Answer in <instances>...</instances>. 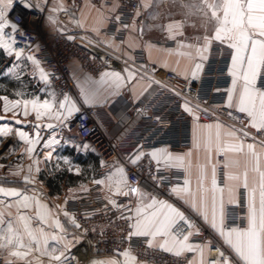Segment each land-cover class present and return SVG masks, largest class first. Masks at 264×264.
Listing matches in <instances>:
<instances>
[{"label": "crops", "instance_id": "crops-1", "mask_svg": "<svg viewBox=\"0 0 264 264\" xmlns=\"http://www.w3.org/2000/svg\"><path fill=\"white\" fill-rule=\"evenodd\" d=\"M15 2L39 8L45 6L43 28L48 33L72 29L90 31L96 36L94 43L97 46L111 49L116 54L120 53L123 59L122 70L106 68L99 74L90 73L84 70L78 61L71 60L69 67L73 89L67 94L69 100L65 102V95H58L48 82L47 67L43 63L22 52L17 57L12 48L3 44L6 34H11L12 29L5 28L0 33V88H8L10 92L12 87L17 89L13 94L0 90V117H3V120H0V129L5 130L0 132V188L20 193L16 197H4L0 194V213H3L0 235L6 233L7 225L11 222L14 231L21 235V242L30 245V251L28 248H0V261L60 264L50 260V255H60L64 252L65 256L69 257L74 241L80 238L81 231L79 218L65 206L66 199L77 196L93 184H100L103 196L109 201L117 202L125 196L121 193L127 191L128 182L124 170L120 171L123 169L125 157L118 155L111 160H104L87 140L67 131L63 127L66 120L61 122L55 118L61 116L62 112L66 115V109L60 110L59 103L65 102L69 106L74 104L78 109L88 105L94 106L96 122L107 137L114 139L120 133L119 124L113 115L120 97L137 102L150 91L153 84L164 87L165 83L161 79L163 71L172 70L178 73L186 79V87L190 90L203 67L216 66L218 71H224L226 75L225 88L228 98V90L232 88L233 80L229 69L232 67L231 55L234 49L227 46L228 41L221 43L211 39L210 44L205 41V36H214L217 25L214 20H208L204 13L189 7L202 4L203 0H140V10L145 20L141 24L132 21L123 39L116 35L125 27L117 19L116 2L98 6L86 0L78 9L71 7L65 0H13V3ZM208 2L211 3L212 0ZM0 6L4 7L5 19L10 23L11 6L6 5V0L5 4ZM208 14L210 16V10ZM111 21L116 23L114 30H108ZM138 52L144 56L142 63L137 60ZM146 64L151 65L150 71L145 69ZM197 64L202 66L199 71L196 69ZM9 68L10 73L7 72ZM41 69L46 74L44 80L40 79ZM194 71L197 72L195 79L192 76ZM113 73H120L118 88L114 83ZM257 86H260V81ZM18 89L22 91L18 92ZM241 90L242 81L238 80L236 91L233 93V108H236ZM93 93L97 95V99L90 100L89 97ZM182 96L183 110L185 111V102L191 109V112L185 111L192 119L190 145L183 149L157 146L140 151L147 154L153 149H165L171 154L172 163L166 162L161 156L158 166L175 169L183 174V181L173 187L179 195L172 191V199L155 198L172 204L186 216V211H190L213 231L212 239L208 242L195 241L193 234L189 237L187 243L194 246V250L181 253L190 254L188 264H206L211 242L220 243L230 254V259L239 264L235 255L224 245L223 238L210 227L212 210L215 207L219 223L220 209L223 208L224 225L228 228L244 230L249 227L253 191L257 211L260 208L264 140H247L242 136L239 127L226 120L199 119L200 103L191 100L187 95ZM4 97L7 99H3ZM45 99L52 105L50 113L41 107ZM24 100L37 101V109L33 110L32 104L29 103L25 115ZM13 101H20V106H14ZM5 104L9 108L7 112L4 111ZM37 111L40 112V119L36 118ZM16 121L20 123H15ZM244 122L248 123L246 116ZM48 124L54 125V128H46ZM34 125L41 126L38 129L39 137ZM244 129L252 131L255 128L248 126ZM19 131L25 132L28 139L21 138ZM34 139H39V143L30 145L29 141ZM46 141H51L47 147L44 146ZM249 144L254 145L252 151L248 149ZM28 147H32L34 151L29 153ZM221 155L223 159H220ZM133 157L134 155L131 158ZM176 157L182 158L183 162H176ZM220 166L223 167L222 180L219 178ZM25 177L30 178L28 182H25ZM213 179L216 181L215 185ZM245 182L247 188L244 187ZM138 189L139 192L134 194L132 200L133 225L136 220V207L151 202L150 199H142L140 193L153 196L145 187ZM24 197L29 198L27 207L23 206ZM193 198L198 204L203 198L209 223H205L201 215L190 207ZM21 216L26 219L21 220ZM73 220L80 225L79 228L75 227ZM185 229V234L187 231L194 232L193 229H187V226ZM29 231L35 237L34 240L30 238ZM54 236L56 239H53ZM146 239L148 244L151 241L153 247L161 248V245L165 244L169 248L172 247L170 236H148ZM17 250L27 251L28 254L22 259L11 255V252ZM43 252L48 255H42ZM171 252L174 253L175 249ZM124 253L119 256L91 255L83 262L71 263H64L65 259L62 257V261L63 264H92L93 261L105 264L113 261L117 264H144L138 262L130 252L127 256Z\"/></svg>", "mask_w": 264, "mask_h": 264}, {"label": "built area", "instance_id": "built-area-1", "mask_svg": "<svg viewBox=\"0 0 264 264\" xmlns=\"http://www.w3.org/2000/svg\"><path fill=\"white\" fill-rule=\"evenodd\" d=\"M65 1L78 9L86 0ZM90 1L98 6L117 3V19L127 26L116 33L120 39L124 38L132 21L141 24L145 20L140 10V0ZM45 14V6L39 8L15 2L9 12V21L17 26V31H12L14 44L22 48L23 54L34 56L47 67L48 82L58 95H67L73 89L69 67L71 60L78 61L84 70L93 74H99L106 68L122 70V55L97 46L94 43L96 36L92 32L84 29L54 33L45 31ZM115 26V21H111L108 30H114ZM137 60L144 62L141 52L137 53ZM145 69L150 71L151 65L146 64ZM161 79L165 83L164 87L153 84L150 91L137 102L120 97L113 112L120 133L114 139L107 137L98 125L96 108L91 105L81 107L63 123L67 131L87 140L104 160H111L118 155L125 157L123 170L129 192V195L118 199L115 206L103 196L100 184H93L77 196L66 199L65 206L79 218L81 231L80 238L74 241L71 255L64 263L83 262L91 255L119 256L130 252L138 262L144 264H188L190 254L177 256L161 248L149 247L146 237H129L134 222V194L130 187H145L156 198L172 199V189L183 181V174L175 169L160 168L148 155H144L136 165H132L129 159L152 147L183 149L190 145L192 119L183 110L182 95L200 103L198 117L203 121L222 119L242 129L240 121L245 116L236 108L226 106L227 79L224 71H218L216 66L203 67L190 90L186 87V79L172 70L163 71ZM229 112L232 116L228 115ZM247 132L248 135L244 136L241 131L247 140H264V135L256 129ZM220 159H223L222 155ZM218 169L222 180L223 167ZM186 214L199 228V234L193 228L194 240L200 243L211 241L213 231L190 211H186ZM217 247L230 255L220 243L211 242L206 264L217 258ZM0 264L20 263L0 261Z\"/></svg>", "mask_w": 264, "mask_h": 264}, {"label": "snow or ice", "instance_id": "snow-or-ice-1", "mask_svg": "<svg viewBox=\"0 0 264 264\" xmlns=\"http://www.w3.org/2000/svg\"><path fill=\"white\" fill-rule=\"evenodd\" d=\"M5 0H0V5H4ZM13 0H6V5L11 6ZM27 6V5H25ZM189 7L196 8L198 11L204 13L208 20H214L216 23L214 36L209 38L204 37L207 43H211V39H214L217 42L224 43L228 41L227 46L231 49H234V52L231 55V65L229 69L230 75L233 77L232 88L228 90L227 98V107H233V93L236 91L237 81H242V90L239 93L238 99L236 101V110L239 113L245 114L248 118V123L245 124L244 120H241L242 124L241 131L244 136L248 135L247 131H244V128L250 126L255 128L258 133L264 135V0H212L211 3L208 0H203L202 4H193ZM210 10V16H209ZM222 13V15H218ZM11 28L13 32L17 31V26L15 24H10L5 19L4 7L0 6V33L4 31L5 28ZM127 27V26H125ZM72 39V37H69ZM207 50V49H205ZM17 57L21 53L16 54ZM31 59V58H30ZM203 60L204 57H201ZM201 64H197L196 69L199 71L201 69ZM7 72H11V68L7 69ZM107 75V74H105ZM114 83L118 88L120 86V73H113ZM193 79L196 78L197 72L192 73ZM40 79H46V74L43 69H41ZM260 81V86H257V82ZM219 91V89H217ZM3 99H7L4 97ZM90 100L97 99V95L93 93L90 97ZM69 97L65 95L64 101H68ZM65 102L59 103V109L65 110L61 113V116L55 117L57 120L63 122L70 118L74 111H79L75 105H68ZM20 101H13L12 104L16 107L20 106ZM31 103L33 110L37 109V101L24 100L23 106L25 109V115H27V106ZM44 109L48 110L49 113L52 110V105L47 99H45L41 105ZM4 111H9L8 105L5 104ZM185 111L191 112V109L188 107L187 102H185ZM229 116H232V113H228ZM37 119H40V112L37 111ZM239 119V118H237ZM0 120H3V117H0ZM15 123H20L16 121ZM37 129V137H39L38 129L40 125H34ZM48 129L54 128V125L48 124L45 126ZM5 131L0 129V132ZM19 136L25 140L28 139L27 135L23 131H19ZM51 141L45 142V147ZM39 143V139L30 140L29 144ZM264 143V141H262ZM254 145L249 144L248 149L253 150ZM27 151L29 153L33 152L32 147H28ZM49 155H51L49 153ZM144 155H149L153 160L160 163V158L163 156L164 160L168 163H172V156L165 149H153L150 153L138 152L133 158H131L130 163L136 165L139 160L142 159ZM176 162L182 163V158L176 157ZM31 171V169H30ZM123 172V169H120ZM29 177H25V182L29 181ZM96 183H101L102 181H95ZM187 183V181H185ZM216 181L213 179V184L215 185ZM244 187L247 188V182H245ZM130 191L133 194L139 192V189L136 187H130ZM174 194L179 195L176 188L172 189ZM0 194L4 197H16L20 195L19 192L15 190H5L0 188ZM121 194L127 196L129 192L125 191ZM141 198L150 199V203L144 204L143 206H137L135 209L136 220L135 224L131 225L134 229L129 233V237H148L151 236L155 238L157 235L160 236H170L172 241V247L169 248L165 245H161V249L164 251H173L174 254L179 256L183 251H193L194 246L187 243L189 237L193 234L187 229H196V234H199V228L196 224L187 217L184 212L180 211L178 208L174 207L172 204L167 203L166 201H159L154 196H149L147 193H140ZM28 197H24L25 203L24 207H27ZM110 203L115 206V201H110ZM190 207L193 211L197 212L205 223H209V215L207 212L206 205L204 204L203 198H201L200 203L198 204L196 199L193 198L190 202ZM151 209V211H148ZM67 216V213H65ZM21 220L26 218L21 216ZM132 219V217H129ZM3 222V213H0V223ZM182 222V223H181ZM59 225V221L56 222ZM75 227L79 228L80 225L75 223ZM210 227L218 232V234L223 238L224 245L231 250V253L235 255L238 259L239 264H264V173H261V184H260V208L257 211L255 204V193L251 194V203H250V214H249V227L244 230L237 228H228L224 225V213L223 208L221 207L219 213V223L217 222V212L215 207L212 210V218L210 221ZM29 236L33 240L35 237L29 231ZM182 236V239L180 237ZM53 239H56L54 236ZM22 237L18 231H14L13 225L11 222L7 225L6 233L0 235V248L13 247L16 249L19 248H28L30 251V245H25L22 242ZM47 238H45V243ZM36 243L39 244V241L36 240ZM167 243V242H166ZM151 246V241L149 242V247ZM199 247V246H195ZM55 251V249H53ZM218 256L215 260L210 261V264H236V261L230 259L229 255L225 254V251H222L219 247L216 248ZM28 254L27 251L21 252L19 250L11 252V255L18 258H24ZM42 255H48L47 252H43ZM125 256L129 255L128 252L124 253ZM62 257L68 259L65 256L64 252H61L60 255H50V260L60 262L63 264ZM92 264H105V262H96L93 261ZM110 264H117L113 261Z\"/></svg>", "mask_w": 264, "mask_h": 264}, {"label": "bare ground", "instance_id": "bare-ground-1", "mask_svg": "<svg viewBox=\"0 0 264 264\" xmlns=\"http://www.w3.org/2000/svg\"><path fill=\"white\" fill-rule=\"evenodd\" d=\"M2 42L6 47L12 48V50H14L16 53L22 52V48L14 44L12 39V33L8 35L6 34V37Z\"/></svg>", "mask_w": 264, "mask_h": 264}, {"label": "rangeland", "instance_id": "rangeland-1", "mask_svg": "<svg viewBox=\"0 0 264 264\" xmlns=\"http://www.w3.org/2000/svg\"><path fill=\"white\" fill-rule=\"evenodd\" d=\"M0 90H1V91H2V90H6V91H8L9 93L13 94V93L16 92L17 89H15L14 87H12V88H11V92H10V90H9L8 88H5V89L0 88ZM21 91H22V89H18V92H21Z\"/></svg>", "mask_w": 264, "mask_h": 264}]
</instances>
